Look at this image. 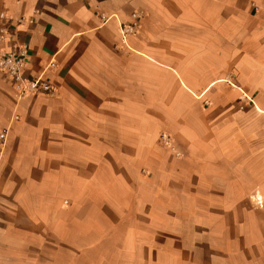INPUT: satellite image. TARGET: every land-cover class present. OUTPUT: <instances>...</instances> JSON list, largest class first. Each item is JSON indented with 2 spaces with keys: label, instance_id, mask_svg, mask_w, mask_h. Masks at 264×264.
Wrapping results in <instances>:
<instances>
[{
  "label": "crops",
  "instance_id": "1",
  "mask_svg": "<svg viewBox=\"0 0 264 264\" xmlns=\"http://www.w3.org/2000/svg\"><path fill=\"white\" fill-rule=\"evenodd\" d=\"M23 50L0 264H264V0H0Z\"/></svg>",
  "mask_w": 264,
  "mask_h": 264
},
{
  "label": "built area",
  "instance_id": "2",
  "mask_svg": "<svg viewBox=\"0 0 264 264\" xmlns=\"http://www.w3.org/2000/svg\"><path fill=\"white\" fill-rule=\"evenodd\" d=\"M133 19L121 25L122 42L126 37L134 34L139 26V13H133ZM25 50L19 52H4L0 54V75L8 76L14 86L17 96H22L26 93H44L52 94L53 87L49 81L41 77H25L22 70L25 66ZM6 139V130L0 131V145ZM160 141L163 144L169 142V137L166 133L160 135Z\"/></svg>",
  "mask_w": 264,
  "mask_h": 264
}]
</instances>
